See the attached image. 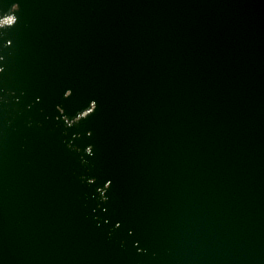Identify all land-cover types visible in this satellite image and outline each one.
<instances>
[{
  "label": "water",
  "instance_id": "water-1",
  "mask_svg": "<svg viewBox=\"0 0 264 264\" xmlns=\"http://www.w3.org/2000/svg\"><path fill=\"white\" fill-rule=\"evenodd\" d=\"M0 264H264V0H0Z\"/></svg>",
  "mask_w": 264,
  "mask_h": 264
}]
</instances>
